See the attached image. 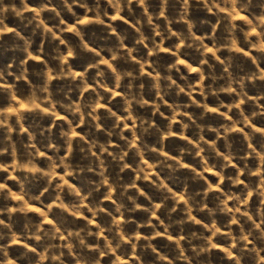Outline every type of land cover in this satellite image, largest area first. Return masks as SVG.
<instances>
[{
  "label": "clouds",
  "instance_id": "obj_1",
  "mask_svg": "<svg viewBox=\"0 0 264 264\" xmlns=\"http://www.w3.org/2000/svg\"><path fill=\"white\" fill-rule=\"evenodd\" d=\"M0 264H264V0H0Z\"/></svg>",
  "mask_w": 264,
  "mask_h": 264
}]
</instances>
